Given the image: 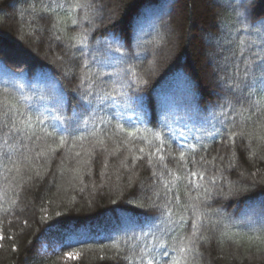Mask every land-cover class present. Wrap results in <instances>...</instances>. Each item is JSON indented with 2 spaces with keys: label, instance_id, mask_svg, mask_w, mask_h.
Here are the masks:
<instances>
[{
  "label": "trees",
  "instance_id": "trees-1",
  "mask_svg": "<svg viewBox=\"0 0 264 264\" xmlns=\"http://www.w3.org/2000/svg\"><path fill=\"white\" fill-rule=\"evenodd\" d=\"M61 3L0 0V112L71 133L0 139V264H171L192 204L189 264H264V0Z\"/></svg>",
  "mask_w": 264,
  "mask_h": 264
},
{
  "label": "snow or ice",
  "instance_id": "snow-or-ice-1",
  "mask_svg": "<svg viewBox=\"0 0 264 264\" xmlns=\"http://www.w3.org/2000/svg\"><path fill=\"white\" fill-rule=\"evenodd\" d=\"M56 6L57 7H67L69 9H72V8L85 9V8L91 7V5L88 3H80V0H75V3L57 4ZM87 18H88L87 15H85V19ZM260 60L261 62L256 65V68L261 73V77L264 78V56H260ZM253 75H255V73H253ZM12 107L14 108V106ZM30 121H31V118L25 116L24 120L19 121V126H18L16 114L12 111V108H7L5 111L0 112V129H3V128L8 129L7 132H4L3 135L0 136V139H2L4 146L9 149V152L12 155H16V148L8 145V139L11 138V135L13 133L17 135H19L20 133H24L25 138L29 140L33 139L34 137L37 140H41L42 144L39 146L40 151L36 153L37 157L47 155L48 153H54L58 148H62L66 143L64 133L71 135L67 127H63L62 132L55 133L56 125H53V130H54L53 132L47 131L46 130L47 126H45L44 136L39 137L36 135V132L34 131V126L31 124ZM37 123L43 124L44 121L37 119ZM133 127H135V122H133ZM225 131L227 132V129H225ZM93 135H95V133H93ZM129 135L135 136V133L130 132ZM237 135H243V133H238ZM48 137H52L54 141L58 140V143H56L55 147H53L52 144L47 143ZM80 139H84V137H80ZM96 144L103 146L104 145L103 139L97 140ZM23 147L27 149V145H24ZM180 147L183 149L185 146L180 145ZM31 151L32 149H28V152H31ZM140 151L143 152L144 149L141 148ZM155 152L159 153L160 148H156ZM112 154L114 155L115 151ZM21 156L24 161H27L29 163L31 162V159H32L31 155L21 153ZM76 156L77 157L80 156V153L77 152ZM4 158L10 159V156L8 155V153L0 152V159H4ZM183 158H184V152L181 151V159ZM160 159L163 160L164 156L161 155ZM12 164H13V168L15 169V171L19 174L21 170L20 161L19 160L12 161ZM37 175H39L38 172H37ZM197 175H198L197 172H190L188 177H185V178L188 179L189 183H192L193 182L192 178L197 177ZM203 178H204L203 173H200L199 179H203ZM210 179L212 180V183H215L214 178L210 177ZM195 187L199 188L201 187V185L197 184L195 185ZM204 191L207 192V189H204ZM196 199H199V197H196ZM191 207H192L193 217H194L192 226H191L192 235L181 237L178 244H176L174 241L172 247H173V251L176 252L177 255L175 259H172L171 264H189L188 254L190 253L191 247L194 244L195 237L199 234V229L201 227L202 218H203V213L199 211L198 204H192ZM169 215H171V213H169ZM183 223H184V219L183 217H181L180 224H183ZM4 238H5L4 235L0 233V241L4 240ZM166 253H167V249L165 248L164 251L160 253V255L163 256V255H166ZM67 255L69 256V258H75V259L79 258L78 256H73L72 253H68ZM147 264H153V259H148Z\"/></svg>",
  "mask_w": 264,
  "mask_h": 264
}]
</instances>
